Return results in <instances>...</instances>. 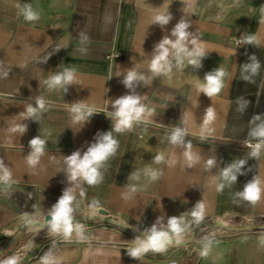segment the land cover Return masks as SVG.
<instances>
[{
  "label": "crops",
  "instance_id": "1",
  "mask_svg": "<svg viewBox=\"0 0 264 264\" xmlns=\"http://www.w3.org/2000/svg\"><path fill=\"white\" fill-rule=\"evenodd\" d=\"M17 4H31L40 19L26 22ZM262 5L264 0H0V159L13 181L7 191L0 186V244L13 220L45 215L68 189L75 197L74 207H101L145 233L154 224L166 227L171 217H184L181 237L204 220L264 218V194L255 204L238 195L254 178L264 182V152L251 158L244 145L252 117L264 116ZM168 12L173 18L166 26L153 23L156 15ZM181 18L189 21L188 31L206 48L202 66L196 68L187 59L178 66L173 56L171 79L154 76L149 63L155 45L170 36ZM248 36L256 37V42H241ZM251 55L261 65L254 83L241 79L242 65L251 62ZM65 67L76 69V80L66 93L49 90L45 80ZM218 67L230 79L219 95L209 98L195 85ZM130 69L145 76L135 90L154 110L150 122L122 134L113 132L119 148L101 169L100 184L71 181L65 157L77 150L83 154L98 134L112 129L107 117L114 110L111 101L130 94L122 83ZM40 97L47 111L39 121L26 119L22 114L27 106H35ZM241 98L248 101L242 112L237 101ZM77 102L93 112L86 122L74 119L71 109ZM210 106L216 119L205 129L203 119ZM17 125H26L27 130L12 132ZM176 127L187 129L185 140L200 157L191 167L185 162V148L168 142ZM38 135L46 140L45 154L32 168L27 163L29 142ZM158 153L165 156L164 163H153ZM211 158L216 163L209 168L206 162ZM240 159L246 160L243 174L218 192L222 170ZM147 166L162 172L157 181L144 176ZM134 172H139V179H130ZM129 185L138 190L125 199ZM198 202L204 205L199 222L191 215ZM209 233H199L187 248L149 252L137 260L127 254L132 241L114 228L84 229L85 239L75 232L65 239L41 230L32 236L24 233L0 261L17 256L19 264H42L41 257L50 252L54 264H264V231ZM209 241L211 249L203 257Z\"/></svg>",
  "mask_w": 264,
  "mask_h": 264
},
{
  "label": "clouds",
  "instance_id": "2",
  "mask_svg": "<svg viewBox=\"0 0 264 264\" xmlns=\"http://www.w3.org/2000/svg\"><path fill=\"white\" fill-rule=\"evenodd\" d=\"M18 14L23 17L26 22H36L40 19V13L33 9L31 4H17ZM171 13L159 14L153 18V23L159 25L161 28L166 26L172 20ZM260 23L264 24V5L260 7ZM190 27L189 21L181 18L180 21L171 30L170 36H164L159 43L155 45L154 52L149 63V70L154 76H165L171 79L172 63L170 57L175 58L178 66L182 65L187 59L190 65L196 68L201 67V60L207 55L205 46L199 41L198 37L194 36L188 31ZM241 42L244 44H254L256 37L248 36L241 37ZM191 45V47H189ZM59 50V47L57 48ZM250 63L242 65L241 79L248 83H254V77L259 74L260 62L255 55L249 56ZM7 75V73H5ZM230 79V74L222 67H218L205 74L203 81L198 82L195 87L199 92L204 93L207 97L212 98L221 93L226 87V80ZM76 80V69L65 67L63 71L57 72L45 80V84L49 90H63L67 92V86ZM145 80V76L137 73L135 69L127 71L122 83L130 90V94L123 95L111 101L112 108L110 117L112 129L110 131L100 133L97 135L96 141L92 143L83 154L79 150L74 151L71 155L65 157V165L68 177L71 181H79L86 183L89 186H95L102 182L103 173L101 169L105 167L107 162L115 156L119 141L113 136L115 133H125L132 131L134 126L140 123L150 122L149 117L154 114V110L146 106L142 101L143 97L136 93V87L141 81ZM241 105L239 111L247 106L248 101L241 99L237 100ZM47 111L46 101L43 97L37 98L35 106L28 105L24 117L26 119H33L39 121L43 112ZM71 111L74 114V119L77 122H86L88 117L93 115L90 108H87L82 102L74 104ZM216 119V114L210 106L206 109L203 125L205 129L208 128L211 122ZM251 127L248 132V139L244 141L246 147L250 149L249 156L251 158H259L264 152V116L254 115L249 122ZM27 130L26 125H17L12 128V132H19L23 134ZM187 129L185 127H176L167 137L171 145H179L185 148L183 153L186 164L191 167L197 163L200 157L192 152L191 141H186ZM46 140L39 135L34 137L29 142L31 149L27 156V163L30 167L35 168L40 163L41 157L45 154ZM165 162V156L158 153L154 156L153 163L161 164ZM169 164L174 161H168ZM214 158L208 159L206 164L209 168L215 165ZM246 164L245 159L232 162L225 167L221 173V182L217 185V191L223 192L228 187L230 188L237 181V174H243L240 169ZM143 174L151 182L157 181L162 172L147 166L143 169ZM130 179H139V172H134L130 175ZM12 181L11 172L4 167L3 160L0 159V186L7 191ZM135 185H129L128 191L125 193V199L129 198L130 193L137 192ZM85 193H81L84 195ZM264 194V182L259 178H254L252 181L245 184L243 190L238 193L241 199L255 204L261 199ZM75 197L72 190L64 191V194L59 198L57 203L53 205L49 215L51 220L48 221L51 232H56L62 235L65 239L71 237L75 232L80 239H85L83 236V225L74 221V207L73 201ZM204 205L198 202L192 210L191 215L197 222L203 219ZM159 222V220H158ZM186 230L184 217H171L168 219L167 226H161L160 229L154 224L150 230H145L146 235L141 238L137 236L132 241V247L127 249V254L133 259H140L145 254L164 253L168 246L171 245L173 237L179 240ZM264 243V239H262ZM212 242L205 243L201 256L207 257L211 249ZM51 253H45L41 257L42 264H54L50 260ZM0 264H19V257L13 256Z\"/></svg>",
  "mask_w": 264,
  "mask_h": 264
},
{
  "label": "water",
  "instance_id": "3",
  "mask_svg": "<svg viewBox=\"0 0 264 264\" xmlns=\"http://www.w3.org/2000/svg\"><path fill=\"white\" fill-rule=\"evenodd\" d=\"M75 222H87V221H100L109 225H113L121 228L130 237L135 239L137 236L143 238L146 233L139 231L131 226H129L125 221L113 217L105 209L99 207L96 212L85 213V214H75ZM41 220L30 219L24 222L12 235H10L5 241L0 244V255L8 250L24 233H27L28 228L40 229V230H50L48 221L51 220L49 213H46ZM217 229L226 232H242V231H264V218L260 221H241L238 218L232 221L225 220H204L196 225H194L188 235L181 237L177 240L175 237L172 239L169 248L182 247L187 248V246L192 243L197 235L205 229Z\"/></svg>",
  "mask_w": 264,
  "mask_h": 264
},
{
  "label": "rangeland",
  "instance_id": "4",
  "mask_svg": "<svg viewBox=\"0 0 264 264\" xmlns=\"http://www.w3.org/2000/svg\"><path fill=\"white\" fill-rule=\"evenodd\" d=\"M74 207V206H73ZM51 212V209L49 211H46V213H50ZM93 212H96V209L95 210H90V209H87V208H83V207H74V213L73 215L75 214H85V213H93ZM44 214L43 213H39L37 216H35L34 218L32 219H39L41 220L43 217ZM252 218V217H250ZM26 218L25 217H21L19 218L18 220H13L12 221V229H8L10 231V233H4L3 234V237L4 239L6 240L10 235H12L15 230L21 225L23 224L25 221ZM240 220V218H239ZM241 221H245V220H241ZM251 221H260V219H251ZM83 225V228L84 229H87V228H93V227H99V226H105V227H109V228H114V229H117L118 231L122 232L124 235H126L128 237L129 240L133 241L134 239L132 237H130L127 233H125L121 228L119 227H116V226H113V225H109V224H106V223H103V222H100V221H87V222H82L80 223ZM205 230H208L210 233L209 235L212 236V235H217V234H224V233H227L226 231H221V230H217V229H211V228H208V229H205ZM203 230V231H205ZM38 231H41L40 229H34V228H28L27 229V233L25 234L26 236H32L33 234L37 233ZM203 231H201L200 233H202ZM55 238H52L50 240H54ZM49 240V241H50Z\"/></svg>",
  "mask_w": 264,
  "mask_h": 264
},
{
  "label": "built area",
  "instance_id": "5",
  "mask_svg": "<svg viewBox=\"0 0 264 264\" xmlns=\"http://www.w3.org/2000/svg\"><path fill=\"white\" fill-rule=\"evenodd\" d=\"M245 145V144H244ZM248 148V147H247ZM252 218L250 217H244V218H241L240 220H245V221H251ZM222 231V230H221Z\"/></svg>",
  "mask_w": 264,
  "mask_h": 264
}]
</instances>
